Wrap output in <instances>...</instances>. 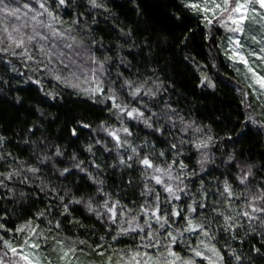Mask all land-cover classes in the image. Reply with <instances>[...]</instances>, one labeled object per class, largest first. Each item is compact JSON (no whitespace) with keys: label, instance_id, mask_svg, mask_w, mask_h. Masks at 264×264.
Returning <instances> with one entry per match:
<instances>
[{"label":"trees","instance_id":"16d2710c","mask_svg":"<svg viewBox=\"0 0 264 264\" xmlns=\"http://www.w3.org/2000/svg\"><path fill=\"white\" fill-rule=\"evenodd\" d=\"M41 1L79 43L63 62L77 55L102 80L81 88L32 65L0 26V246L46 264H213L207 247L221 264H264V96L251 86L264 66L246 72L230 31L187 0ZM241 38L264 45V21Z\"/></svg>","mask_w":264,"mask_h":264},{"label":"rangeland","instance_id":"374dc122","mask_svg":"<svg viewBox=\"0 0 264 264\" xmlns=\"http://www.w3.org/2000/svg\"><path fill=\"white\" fill-rule=\"evenodd\" d=\"M187 4L193 8L200 10L210 23L223 25L226 30L230 31L229 35V52L230 55L246 66V72L255 69V66H264V45L258 48L248 46L240 39V35L246 28V22H262L264 21V8L254 0H227V11L222 9L225 7V0H187ZM41 4L43 7H41ZM237 4L245 5L241 12L246 19L241 24L242 31H233L237 25L232 23V19H238L241 13L233 12L232 9ZM220 5L219 8L215 7ZM0 26L2 36L6 37L11 43V47L17 48L22 57L27 58L35 65H41V68L55 70V76L63 78L68 84H79L84 88L86 83L91 81L99 82L102 80L100 74V66H94V70H86V63L78 64L77 55L75 59L70 57L67 63H64L65 51H72L79 43L72 42L69 29L59 25L49 14L46 6L41 0H21V7L1 9ZM14 13V14H12ZM35 17V19H33ZM231 17V18H230ZM61 26V27H60ZM23 41L22 46L17 47V43ZM34 50V51H33ZM37 53V54H36ZM41 59V60H40ZM43 60V61H42ZM56 61L57 64H56ZM96 62V60H93ZM94 62L93 65H94ZM42 63L46 64L44 67ZM262 64V65H261ZM50 68H49V67ZM254 66V67H253ZM99 67V68H98ZM264 68V67H262ZM264 70V69H263ZM69 71L71 74L65 72ZM252 78V89L256 93L264 96V86L259 81L264 80L262 75H255ZM85 79V80H84ZM86 82V83H80ZM95 88V85L92 86ZM115 137L117 133L112 132ZM12 249L16 251L13 252ZM205 254L213 264H221L219 256L214 250L205 249ZM27 257L28 259H25ZM70 259L69 255L63 256V259ZM0 264H46L41 261L32 249H20L12 247L3 249L0 246ZM121 264H193L189 260H181L173 256H159L151 259L145 253H133L121 261Z\"/></svg>","mask_w":264,"mask_h":264},{"label":"snow or ice","instance_id":"6c2138e0","mask_svg":"<svg viewBox=\"0 0 264 264\" xmlns=\"http://www.w3.org/2000/svg\"><path fill=\"white\" fill-rule=\"evenodd\" d=\"M0 2H2V0H0ZM61 3H63V0H60ZM254 2L259 3L260 7L264 8V0H254ZM227 0H225V7L222 9L223 11H227ZM41 7H43V5L41 4ZM215 7L219 8L220 5H216ZM245 7V5L242 4H237L235 8L232 9L233 12H237V13H241L238 19H232V23L237 25L236 28L233 29V31H242L241 28V24L243 23V21L246 19L245 15L241 12V9H243ZM14 14V13H12ZM231 18V17H230ZM33 19H35V17H33ZM23 41L21 40L20 42L17 43V47L22 46ZM261 83L262 86H264V80L259 81ZM128 115H132V113H128ZM145 165L149 164L148 160H145L143 162ZM160 181L157 180V183H159ZM168 191H171V189H168ZM13 252H15V249H12ZM197 255H199V253H197ZM25 259H28L27 257H24Z\"/></svg>","mask_w":264,"mask_h":264}]
</instances>
